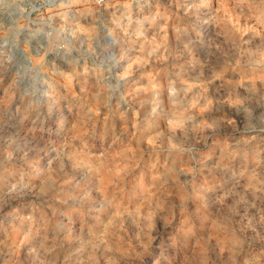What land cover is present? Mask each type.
<instances>
[{"label":"rangeland","instance_id":"374dc122","mask_svg":"<svg viewBox=\"0 0 264 264\" xmlns=\"http://www.w3.org/2000/svg\"><path fill=\"white\" fill-rule=\"evenodd\" d=\"M0 264H264V0H0Z\"/></svg>","mask_w":264,"mask_h":264},{"label":"built area","instance_id":"2783aa9c","mask_svg":"<svg viewBox=\"0 0 264 264\" xmlns=\"http://www.w3.org/2000/svg\"><path fill=\"white\" fill-rule=\"evenodd\" d=\"M98 2H101L102 0H97Z\"/></svg>","mask_w":264,"mask_h":264}]
</instances>
